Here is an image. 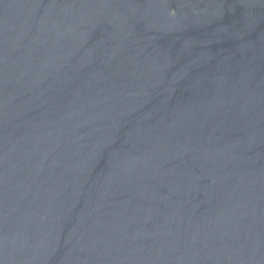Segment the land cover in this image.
Masks as SVG:
<instances>
[{"label":"water","instance_id":"water-1","mask_svg":"<svg viewBox=\"0 0 264 264\" xmlns=\"http://www.w3.org/2000/svg\"><path fill=\"white\" fill-rule=\"evenodd\" d=\"M0 264H264V0H0Z\"/></svg>","mask_w":264,"mask_h":264}]
</instances>
